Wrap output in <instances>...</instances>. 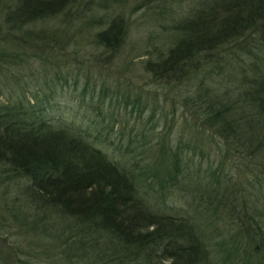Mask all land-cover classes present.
Returning a JSON list of instances; mask_svg holds the SVG:
<instances>
[{
	"label": "trees",
	"instance_id": "16d2710c",
	"mask_svg": "<svg viewBox=\"0 0 264 264\" xmlns=\"http://www.w3.org/2000/svg\"><path fill=\"white\" fill-rule=\"evenodd\" d=\"M76 1L11 0L0 64L27 62L30 44L46 45L50 36L26 27ZM170 27V44L145 62L162 77L190 80L202 58L209 63L227 44L243 46L202 72L187 103L219 146V173L198 165L183 143L142 155L132 135L110 140L104 119L57 117L51 98L31 102L12 93L0 104V165L21 180L19 195L61 246L52 264H264V0H195ZM128 28L114 15L94 41L115 52Z\"/></svg>",
	"mask_w": 264,
	"mask_h": 264
},
{
	"label": "rangeland",
	"instance_id": "374dc122",
	"mask_svg": "<svg viewBox=\"0 0 264 264\" xmlns=\"http://www.w3.org/2000/svg\"><path fill=\"white\" fill-rule=\"evenodd\" d=\"M10 2L0 0L2 37L11 32L5 23ZM99 2L77 0L69 9L26 27L35 34L44 29L50 40L46 45L37 44L38 41L30 44L25 56L29 60L20 66L0 64V104H7L14 96L31 102L37 100L36 95L45 101L51 98L50 102L61 107L56 106L53 112L57 117L78 124L84 116L91 117L86 119L90 123L93 118L104 119L105 124L112 125L110 140L132 135L142 155L150 153L154 157L163 143H183L191 146L184 149L191 151L198 165L217 171L219 146L198 119L192 118L193 110L187 103L195 99V83L202 72L217 70L230 56H239L243 46L227 44L210 56L209 63L202 58L197 62L200 72L193 70L195 64L191 65L194 75L190 80L162 77L149 71L145 62L165 51L171 41L172 22L184 15L195 0ZM117 14L125 17L129 28L126 41L114 52L98 45L94 34ZM19 33L21 30L17 29L16 34ZM4 46L7 48L8 44L5 42ZM48 54L51 58L46 61ZM92 94L97 95L94 105L90 104ZM203 136L204 140L199 139ZM233 173L237 174L235 170ZM8 175L6 165H0V264L60 261L61 246L50 242L43 233L42 222L34 218V208L19 195L21 180ZM246 176L251 178L248 172ZM169 201L170 206H184L181 200Z\"/></svg>",
	"mask_w": 264,
	"mask_h": 264
}]
</instances>
